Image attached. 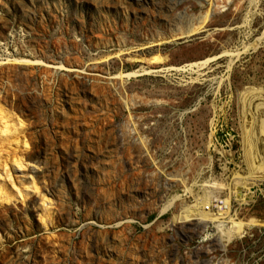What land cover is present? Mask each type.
<instances>
[{
    "label": "rangeland",
    "instance_id": "obj_1",
    "mask_svg": "<svg viewBox=\"0 0 264 264\" xmlns=\"http://www.w3.org/2000/svg\"><path fill=\"white\" fill-rule=\"evenodd\" d=\"M0 91L38 188L0 200V264H264V180L192 220L264 163V0H0Z\"/></svg>",
    "mask_w": 264,
    "mask_h": 264
},
{
    "label": "bare ground",
    "instance_id": "obj_2",
    "mask_svg": "<svg viewBox=\"0 0 264 264\" xmlns=\"http://www.w3.org/2000/svg\"><path fill=\"white\" fill-rule=\"evenodd\" d=\"M209 13L211 12L208 11L202 17L200 26L194 27L193 29H190V30L188 29V31L184 30V32L181 35L179 34L178 36L180 37L185 36L199 29L204 24V22L207 20V18L210 16ZM154 43L155 42H153L152 44ZM25 60L18 59V60H15V62L16 61L26 62ZM34 64L40 65V64H45V63L41 62V60H36L34 61ZM203 64L204 63H196V64L191 65V67L196 66V65L198 67V65L201 66ZM62 68H66V66H61V65L58 66V69L62 70ZM141 71L146 72L147 70L142 67ZM137 73H139V70L136 72H132L128 75L121 74L120 76H118V78L121 79V86L124 85L125 78L129 80V78H132V76H135ZM2 101H8V100H7L6 95L5 96L2 95L0 91V144H1L0 147H3L5 145V146H8V148H12V145L15 144L16 151L18 149V146L20 145L21 148L23 147L26 152L29 148L28 140L26 138H23L22 141H19L21 139L20 135L23 134V131H24L23 122L17 121L16 123L12 124V121L14 120V115L8 110V106L2 104ZM6 116H9V118L6 119ZM262 145H263L262 156L264 159V141ZM24 158L25 157L19 156L17 153H15L14 156H10L9 154H7L5 159L2 160V163L0 164V177H2V175H4V177L2 178L3 180H1L0 182V200L9 202L18 197L26 200L28 196L30 195L31 190H33V192L38 191V188L36 187V184L34 182H30L28 185L23 184L22 188L17 189L16 191H14L13 189H12L13 191L11 190V186H12L11 174L12 173L17 174V172H20V171L24 172L27 168L31 171H35V169L37 168L36 166L29 167V164L27 163L28 158L27 159H24ZM255 161L256 159L254 157V147H253V150L251 152V158H250V166L254 165ZM8 166H10L9 169H7ZM254 177L255 178L252 181L248 180L247 178H240L241 183L240 182L234 183L235 187L234 188L232 187L231 196L227 197L226 200H224L225 202L220 201V199H218L216 195H213L211 197L209 193L204 194L201 198H197L196 204L199 205L201 208H200V212L196 215L197 218L192 219V220L197 221L196 227L201 226L203 223L206 224L207 222H210V221L220 222L222 217L224 218L226 215L228 216L229 215L227 211L228 209L227 210L225 209L227 208V206H229V204H231V201L233 199L238 200L239 202H243V201L245 202L248 193L252 191L253 189V186H252L253 181L256 182V181L264 180V163L262 165L261 172L260 171L257 172V174ZM21 181H22V178L19 179V182ZM46 211H48V209H46ZM187 212L188 211L185 209L184 212L179 214L181 216V219L187 220L186 222H179V223L184 224L188 222V218L183 216V213H187ZM233 222H236V221L234 220ZM235 224L238 230L237 233H240L243 230V227L245 225L247 226V224H244L243 222H238V223L236 222Z\"/></svg>",
    "mask_w": 264,
    "mask_h": 264
}]
</instances>
